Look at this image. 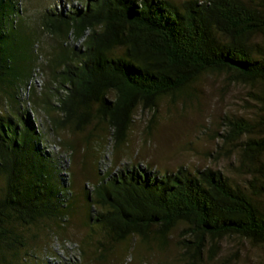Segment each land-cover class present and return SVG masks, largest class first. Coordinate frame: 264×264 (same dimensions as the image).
<instances>
[{
    "label": "trees",
    "instance_id": "trees-1",
    "mask_svg": "<svg viewBox=\"0 0 264 264\" xmlns=\"http://www.w3.org/2000/svg\"><path fill=\"white\" fill-rule=\"evenodd\" d=\"M21 2L0 0V104L20 107L24 99L47 126L40 130L27 108L17 107L14 117L0 113V264L27 260L19 253L25 246L19 227L61 236L76 211L62 156L43 146L53 134L71 157L81 149L61 141L66 132L84 135L87 154L100 152L103 133L120 149L139 109L156 110L163 98L189 94L211 74L259 85L264 113V0H84L70 8L46 6L37 27L24 21ZM43 36L55 44L47 56L50 78L39 93L32 80L42 72L37 48ZM28 88L31 95L22 99ZM260 119H228L226 144L238 147L239 170L250 176L246 186L212 168L160 173L134 165L108 172L87 192L86 224L93 233L81 255L90 250L91 258L105 260L122 245L137 251V263L152 264L139 248L165 253L179 230L182 264H202L207 252L212 259L228 237L264 248V115ZM94 140H101L98 149ZM95 228L109 245H96Z\"/></svg>",
    "mask_w": 264,
    "mask_h": 264
},
{
    "label": "rangeland",
    "instance_id": "rangeland-1",
    "mask_svg": "<svg viewBox=\"0 0 264 264\" xmlns=\"http://www.w3.org/2000/svg\"><path fill=\"white\" fill-rule=\"evenodd\" d=\"M83 1L22 0L23 19L27 25L37 27L41 18L39 13L44 11L46 6L52 8L57 6L61 9L63 4L70 8V5H81ZM169 1L180 4L184 0ZM52 44L55 43L46 36L41 37L38 44L37 49H40L39 54L42 56L38 63L41 64L42 72L34 74L32 85H37L39 93L46 90L44 85L50 78L47 56L54 55L51 51ZM28 90H23L22 99L31 95L32 89L29 90L30 92ZM259 90L260 86L257 84L232 83L225 74L206 75L189 94L179 98H163L158 102L156 110L139 109L134 116L128 142L120 149L114 147V142L109 140V134L103 133L100 152L87 154L83 142L84 135L73 136L66 132L61 141L64 139L74 141L81 149L76 156L71 157V154L66 153L58 144L59 137L53 134L48 144L45 141L43 146H47L48 151L62 156V177L66 186L70 188L68 191L70 197L75 196V199H78L76 211L63 223L64 234L62 233L61 236L58 234L46 236V233H39L34 228L28 231L19 227L16 232L24 237L25 243L19 253L21 257L27 258L26 261L24 259L20 261V264H47V262L48 264H139L136 261L137 251L126 252L122 245H117L114 254L109 255L105 260L91 258L90 250L88 256L81 255L82 242L93 233L91 227L86 224L87 209L84 207L88 190H92L108 172L113 171V174H116L121 168L134 165L148 167L160 173L175 172L182 166L193 173L204 168H212L221 170L232 181L246 186L250 176L246 171L239 170L238 147L226 144L225 137L230 133L228 119L244 118L252 121L253 124L261 121L260 117L264 113L256 98ZM112 98L113 96H110V99ZM10 103L9 100L8 103L2 100L0 113L14 117L17 115L18 105ZM20 107L22 112H25L23 108H27L37 122L36 126L41 130L40 124H42L45 130L47 122L41 111L37 112L34 106L32 109L31 103H25L24 99ZM91 130L92 127H89L88 132ZM256 138H261V135H256ZM97 141L94 140L92 147L98 149ZM261 161L263 165L264 155L261 156ZM47 227L48 231L56 230L55 224H47ZM180 231L174 232V240L165 253L155 249L154 253L147 254L144 249L139 248L138 240L134 241V246L139 248L142 256L152 257V264L160 262L182 264L180 260L182 250L178 245L181 238ZM34 235H40L41 238L35 239ZM57 235L58 240H56ZM93 237L96 245L97 242L109 245V241L105 240L104 234L98 228H95ZM98 249L101 250L102 247L99 246ZM202 264H264V248L239 237H228L220 242L218 252L212 259H209L207 252Z\"/></svg>",
    "mask_w": 264,
    "mask_h": 264
}]
</instances>
